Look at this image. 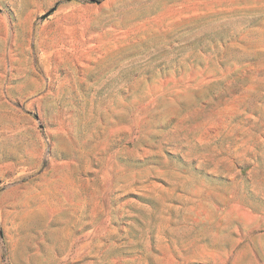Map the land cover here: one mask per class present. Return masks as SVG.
<instances>
[{
  "label": "rangeland",
  "instance_id": "rangeland-1",
  "mask_svg": "<svg viewBox=\"0 0 264 264\" xmlns=\"http://www.w3.org/2000/svg\"><path fill=\"white\" fill-rule=\"evenodd\" d=\"M0 264H264V0H0Z\"/></svg>",
  "mask_w": 264,
  "mask_h": 264
}]
</instances>
